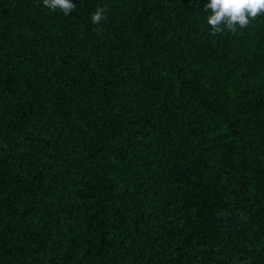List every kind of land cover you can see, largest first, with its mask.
Returning <instances> with one entry per match:
<instances>
[{"label":"trees","instance_id":"1","mask_svg":"<svg viewBox=\"0 0 264 264\" xmlns=\"http://www.w3.org/2000/svg\"><path fill=\"white\" fill-rule=\"evenodd\" d=\"M72 2L0 0V264H264V13Z\"/></svg>","mask_w":264,"mask_h":264},{"label":"clouds","instance_id":"2","mask_svg":"<svg viewBox=\"0 0 264 264\" xmlns=\"http://www.w3.org/2000/svg\"><path fill=\"white\" fill-rule=\"evenodd\" d=\"M43 6L64 15H70L76 5L72 0H42ZM206 23L211 31L219 33L224 30L235 31L237 27H246L250 19L264 13V0H206ZM104 17V9L97 8L91 15V21L98 24Z\"/></svg>","mask_w":264,"mask_h":264}]
</instances>
